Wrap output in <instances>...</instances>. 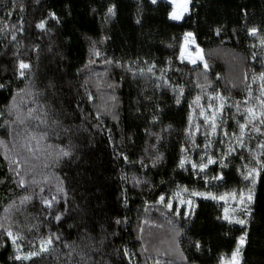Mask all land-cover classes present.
I'll return each instance as SVG.
<instances>
[{"label": "trees", "instance_id": "obj_1", "mask_svg": "<svg viewBox=\"0 0 264 264\" xmlns=\"http://www.w3.org/2000/svg\"><path fill=\"white\" fill-rule=\"evenodd\" d=\"M170 11L165 0H0V264H220L245 231L241 264H264V178L251 215L233 212L245 226L223 219L227 197H194L187 218L166 207L178 186L247 192L244 166L264 160V0H191L180 21ZM187 32L207 70L181 60Z\"/></svg>", "mask_w": 264, "mask_h": 264}, {"label": "snow or ice", "instance_id": "obj_2", "mask_svg": "<svg viewBox=\"0 0 264 264\" xmlns=\"http://www.w3.org/2000/svg\"><path fill=\"white\" fill-rule=\"evenodd\" d=\"M156 2H157V0H152L153 4H155ZM190 2H191V0H168V3L171 5V11L169 12V18L171 20H176V21L181 20L184 17V15L186 13H188ZM108 14L115 15V5H112L108 8ZM50 16L53 19H58L56 17L55 13H50ZM45 24H46V21L42 20L40 23H38L36 25V27L40 28V29H44ZM249 32H250V34H256L257 29L252 28L249 30ZM13 38H15V37H13ZM189 42H191L192 44H195V39H194L193 34L191 32L185 33V45H182L181 50H180L181 60L188 59L189 63H192V64H195L197 62V60H200L201 62H203L204 57L202 55V50L198 46L196 47V51L194 53L187 50L186 45ZM262 44H264V41H262ZM96 54L99 55L98 52ZM29 68H30L29 64H27L23 61H20V63H19V70H20L19 74H20V76L23 77L25 75V70H27ZM204 68H205V70H207V68H208V65L206 62L204 63ZM149 71H151V68L149 69ZM259 78L261 79V81H264V73H261ZM3 87H4V85L0 84V88H3ZM90 99H91V97H90ZM217 99L222 100L223 98L217 96ZM261 104L264 105V100H261ZM220 109L221 110L223 109V104H221ZM215 111L216 110H213V117H212V124H211L213 129H215V127H216ZM248 112L252 116L253 119L256 118V113L251 108L248 109ZM208 119H209L208 117H205L206 122L208 121ZM260 122H261V124H264V112L261 113ZM245 128H246L245 124L240 125L241 134L244 133ZM256 131H259V129L257 128ZM225 134L227 135V133H225ZM0 143H2V142H0ZM260 147L262 149H264V144H261ZM232 151H234V149H229V154ZM61 154L63 156H69L70 152L62 150ZM125 159H127V157H125ZM203 159L204 158L202 157L201 162L198 165L196 163L191 164L193 170L197 169V167H198L199 172L203 173L205 171V169L208 167V165L216 163V161L211 156H208L207 163H203ZM185 163H186V161L184 159H181L180 163H179V167L183 169L185 167ZM256 164H257V167H249V166L245 165L244 171H242V173H241L243 176V179L245 181L250 182V186L247 188V193H245L244 190H239L238 193L236 191H233L230 194H225V195H221V196L217 197L216 195H214L211 192H199V191H195V190L189 192L187 187L180 188L178 186L177 190L173 193V197L178 201L177 205L174 207V205L172 203V198H168L166 207L169 211H174V213L177 216L183 214L185 216V218H187L190 215H192V210L194 207V200L192 198L185 199V196H184L185 193H187L189 197H203L205 199H213V200H216V199L225 200L226 196H230V198L233 201L237 202L238 207L244 209L246 215L250 216L251 215L250 206L254 202V193H255L256 184H257L259 179L264 178V176H262V173H264V160L256 158ZM224 166H226V165L222 164V167H224ZM214 179H223V177L222 176L214 177ZM22 184H23V181H21V185ZM25 199H27V197H25ZM165 199H166L165 196L161 195L159 197L158 202L161 204H164ZM45 204H49V201H45ZM181 205L186 206L187 210L182 212V208L180 207ZM233 212H235V209H233ZM57 219L59 220L60 217L57 216ZM223 219L227 220L229 223L234 222V223L239 224L241 226H245L247 224V221L245 219L237 218L235 216H230L229 215V209L227 207L224 209ZM117 223H119V221H117ZM7 235L9 237V239H11L13 244L15 245L18 237L14 236L11 231H8ZM247 235H248V233L245 231L238 238L236 248L232 251L230 258H225L224 256H221L220 264H241V250H242L244 244L246 243ZM51 243H52L51 239H49L47 241H42L39 252L32 251L23 257H21L20 255H17L15 258L17 260H21V259L31 260L32 257L38 256V255H40V253L47 252L49 250L48 245H50ZM196 247L198 250L201 247L199 242H196ZM125 255H127V252H125Z\"/></svg>", "mask_w": 264, "mask_h": 264}, {"label": "rangeland", "instance_id": "obj_3", "mask_svg": "<svg viewBox=\"0 0 264 264\" xmlns=\"http://www.w3.org/2000/svg\"><path fill=\"white\" fill-rule=\"evenodd\" d=\"M165 1H167L168 2V0H165ZM176 21V20H175ZM180 21V20H179ZM188 33V32H187ZM182 45H185V34L183 35V42H182ZM196 47H197V45H196V43L195 44H192L191 42H189L187 45H186V48H187V50L188 51H191V52H195L196 51ZM184 60H186V61H188V59H184ZM189 62V61H188ZM202 63L203 65H204V61L203 62H201L200 60H197V62L195 63V64H197V63ZM245 193H247V192H245ZM228 199H229V203L224 207V209L227 207L228 209H229V215L230 216H232L233 215V209H237V207H238V205H237V202H235V201H233L231 198H230V196H226ZM225 197V198H226ZM192 199L193 200H195V198L194 197H192ZM218 200H220V199H218ZM224 209H223V214H224ZM185 210H187V208L185 209ZM231 257V254H230V256H228V257H225V258H230Z\"/></svg>", "mask_w": 264, "mask_h": 264}]
</instances>
